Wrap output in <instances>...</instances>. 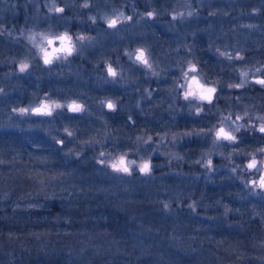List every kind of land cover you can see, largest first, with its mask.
I'll return each mask as SVG.
<instances>
[{"label":"rangeland","instance_id":"1","mask_svg":"<svg viewBox=\"0 0 264 264\" xmlns=\"http://www.w3.org/2000/svg\"><path fill=\"white\" fill-rule=\"evenodd\" d=\"M254 1L0 0V36H6L8 40L1 46L3 40L0 39V46L6 47L9 43L7 47L11 50H24L25 54L31 49L35 53L33 59L41 64L33 63L32 58L24 54L17 52L15 55V52L6 58L11 65L10 73L0 68V101L2 109L5 107L0 113V132L17 135L31 148L22 167L25 166L27 174L35 173L33 183L36 191L25 198L29 200L37 195L45 199L54 198V195L63 198L65 191L78 190L77 186L81 185L85 189L91 187L96 192L114 194L121 203L135 201V194L142 192L152 200L161 201L166 209H170L168 215L173 218L178 213L182 216L179 210H188L190 218L198 217L200 228L195 226L194 231L201 229L204 222V228L210 234L195 240L197 236L193 232L190 237L196 242H220L219 251L229 250L233 257L226 264H264V188L258 187L264 171V151H261L264 149V133L259 131L264 124V105L256 102L247 89L264 77V57H252L254 53L246 57L248 50L257 51L264 45V30L254 28L264 21V0H257L256 6ZM51 20L55 21V26H51ZM111 20L117 21L114 27L109 26ZM189 24H197L202 29L196 28V32H191ZM231 30L234 31L232 35ZM163 32L172 36L169 41L167 38V44L158 35ZM63 34L72 37L73 53L67 59H64V53H60V59L53 58L51 64H45L41 49L50 50L53 44L59 46L60 41L55 38ZM201 34L204 40L207 36L212 43H202L201 49H195ZM81 36L85 39L78 40ZM44 37L52 39L53 44L49 45ZM204 40L202 42L205 43ZM118 44L127 49L126 54L129 53L128 59L132 62L128 66H143L139 72V78L144 81L140 83V89L147 90L150 99L155 89L147 88L153 74L156 75L155 80L162 81L165 77H157L156 73L162 75V70L177 69L173 72L177 76L166 78L168 85L164 90L170 97H167V107H175L173 109L178 111L168 120L162 116L156 119L160 123H157L159 128L155 133L125 130L124 137L119 139L120 131L108 126L104 118L106 114L89 112L92 117L97 116L90 123H84L86 120L82 119L77 122L69 117L89 111V107L85 110L84 100H76L66 88V85L86 81L82 78L84 65L88 66L90 74L96 75V83L92 82V85L108 83L111 89H115V79L128 67L124 61L123 70L119 69L115 77L107 71L109 66L117 70L116 62L111 63V58L115 57ZM215 46L217 50L213 52ZM138 50L145 52L149 64L150 58L156 59L154 68L136 59ZM196 50L206 51L211 61L196 55ZM70 58L73 60L71 71H60L64 61L67 64L66 60ZM21 64L28 65L23 72L20 71ZM192 65L196 69L194 72L190 70ZM36 66L43 68L44 76L52 72L61 74V78L47 82V88L41 92L42 81L37 80L36 71L32 73ZM27 69L30 70L27 72ZM58 69L60 72H56ZM46 70L49 72L45 73ZM224 73L226 75H222ZM193 76L206 88L216 89L212 100L184 98ZM31 77L35 80L31 81ZM133 78L131 73L128 79L133 81ZM20 85L27 93L21 90L19 94V89L14 90ZM163 87L161 93H165ZM192 87L196 89V85ZM11 94L21 97L11 102L6 99ZM79 94L83 96L85 93ZM166 95L158 98L161 106ZM63 97L66 99L62 100ZM107 100H103L106 106ZM73 102L82 106V110L70 111L68 106ZM44 103L53 105L51 115L32 111ZM54 104L63 107L56 108ZM180 108L187 109V116L179 111ZM21 109L29 111L22 113ZM237 116L241 119L237 120ZM180 117L187 122L189 119L200 123L201 119V127L182 126L178 120ZM227 117L231 119L226 120ZM221 126L231 130L236 141L217 140L215 131ZM237 127L239 131L235 130ZM68 132L72 135L69 136ZM251 140L253 144H262L249 150L247 144ZM124 155L128 161H136L130 165V174L116 172L110 167L115 159ZM253 157L258 162L257 168L248 169ZM101 160L104 163H100ZM7 161L15 164L13 159ZM31 161L34 162L32 172L27 169ZM144 162L150 163L149 173L138 169V165ZM236 182L240 185L235 188ZM26 184L24 182V187ZM240 217L248 222L247 227H251L247 229L246 222ZM184 222L183 225H189V219ZM245 231L255 234L251 242L241 239L245 236L243 233L247 234ZM179 235L184 239L185 235ZM178 242L173 243H184L182 240ZM204 251L200 249L198 253L190 254L192 250L183 249V254H190V264H218L219 255H211L207 259Z\"/></svg>","mask_w":264,"mask_h":264},{"label":"trees","instance_id":"2","mask_svg":"<svg viewBox=\"0 0 264 264\" xmlns=\"http://www.w3.org/2000/svg\"><path fill=\"white\" fill-rule=\"evenodd\" d=\"M188 26L189 31L196 32L199 25ZM205 37L203 44L212 43ZM163 41L167 44L166 39ZM195 54L199 55V50ZM203 56L211 59L206 51ZM47 82L50 81L44 82L45 89ZM18 89L19 94L25 91L21 85L14 90ZM13 94L6 99H20L19 94ZM2 104L0 101V113L5 109ZM10 135L0 132V264H190L189 255L200 249L205 250L203 255L207 259L219 255L218 264L233 260L229 250L219 251L220 242L195 241L210 234L204 222L201 229L194 231L195 226L200 228L198 217L190 218L188 210H179L182 216L178 213L173 218L161 201L142 192L135 194V201L121 203L114 194L81 185L78 190L65 191L63 198L54 195L45 199L37 195L28 200L25 196L36 191V179L35 173L27 174L22 164L31 148L17 135ZM33 163L27 165L30 172L34 170ZM238 185L236 182L233 187ZM188 219L189 225H183ZM243 222L247 227L248 222ZM193 232L195 240L190 237ZM245 232L241 239L251 242L255 234ZM180 240L184 243L174 245V241ZM183 249L192 252L183 254Z\"/></svg>","mask_w":264,"mask_h":264},{"label":"flooded vegetation","instance_id":"3","mask_svg":"<svg viewBox=\"0 0 264 264\" xmlns=\"http://www.w3.org/2000/svg\"><path fill=\"white\" fill-rule=\"evenodd\" d=\"M257 2H258L257 0L254 1V3H256L255 5H257ZM202 12H203V10H202ZM233 13L235 14V11ZM262 18H264V17H262ZM53 21L54 20H51V26H55V23H54L55 21L54 22ZM262 27H264V21L261 24L256 25L254 28H258V29L261 28L264 30V28H262ZM183 29H185V28L183 27ZM199 29L200 28L198 27V30ZM233 30H235L234 27H233ZM233 30L230 31L231 35L234 33ZM162 35H163L162 38L164 40L165 39L167 40V38H168V41L170 39H172V36L170 35V33L168 34V33L163 32ZM6 38H7L6 36H4V37L0 36V39L3 40V44L1 46L4 45V42L8 41ZM198 38H199L200 42L196 43V44H198L197 49H201L203 46L202 40H204V35L201 34V36L199 35ZM198 38L196 40H198ZM8 44H7V46H9ZM233 44H234V42H233ZM262 44H264V43H262ZM1 46H0V48H2V49H0V68H2L4 72H9L11 65L6 60V58L8 55H11V54L14 55L16 51L11 50V47H7V46L1 47ZM60 46H61V42H60L59 46H56L53 44L51 49L47 50V51L49 53H52L54 48H59ZM148 46H150V44ZM213 48H214V49H212L213 51L217 50L216 46ZM126 50L127 49H124L122 44H118V46H116V52L114 55L115 57L112 56V58H111L112 59L111 63L116 62L115 63V65L117 67L116 72L119 71V69H121V71L123 70L122 68H124V64H123L124 61L126 62L127 66L129 63L132 62V60L128 59L129 53L126 54ZM17 52L15 55H17L18 53H19V55L24 54L25 57L32 58L33 63L36 62V63L40 64L39 60L33 59L34 58L33 56L35 53L33 54V52H31V49H28L26 54H25L24 50H20L18 53ZM202 53L203 52L200 50L199 55L201 57H203ZM250 53H254L252 57H255V55L258 57H264V45H262L257 51L253 50L251 52V50H248L246 53V57H247V55L249 56ZM58 54H60V53H57L56 55H58ZM246 57L244 56L245 60H246ZM53 58H55V56H53L52 59ZM83 59H85V58H83ZM150 59H151L150 64L152 65L151 68H154L156 59L155 58H154V60H153V58H150ZM66 61H67V64L64 61V63L61 66L60 71H62V70L71 71L69 69H70V65H72V63H73V60L70 58L69 60H66ZM32 62H30V63L32 64ZM81 63H82V61H81ZM84 67H85V69L83 70L84 73L82 75V78L84 77V79L86 81L85 82L81 81V83H77V84L73 83L70 85H66L67 91L69 93H71L72 97H74L76 100H77V98L79 100H84V102L86 104L85 105L86 111H87V107H89V111L83 112L82 115L77 113V114H73V115L69 116L71 119H74L77 122H80L81 119L86 120V122H84V123H90L91 121H95L96 120L95 118L97 116L92 117L93 114L89 113L91 111H94V112L96 111L98 114L99 113L103 114V116L106 114L104 116V118L106 119L108 126L110 128L112 126V129L120 131L119 135H118L120 138L119 137L118 138L122 139L124 137L123 131H125V130H137V131H135L136 133L139 130H141V131L147 130L148 133L150 131H153V133H155V131H158V128H159L157 126V123L158 124L160 123L156 119H159V117L162 116L164 119L168 120L171 117L173 118L174 113H176L178 111V109H173L175 107H171V108L167 107V102H168L167 97H169V96H167L168 94L164 90L166 85H168V81L166 80V78H171V76L172 77L177 76V74L173 73V72H177L176 71L177 69L169 68V69H166V71L162 70V72H163L162 75H159L158 73H156L157 77L158 76L165 77V80H162L163 82L160 80H155L156 75L153 74V76L151 77L153 80H152V82H148V88H147L148 90L155 89L154 94L152 96V99H150L149 95H147L148 91L140 89V88H142V85L140 86V83L141 84H142V82L144 83L143 79L139 78L140 77L139 72L141 71L140 68L142 69V67H143V66H140V64L131 65V66L124 68V70L118 74L117 79H115L116 83L113 84L115 89H111L108 86V83H105L101 86L92 85V82L96 83V81H94V79H95L94 75L95 74L89 73V70H87V69H89L87 65L86 66L84 65ZM59 69L56 72H60ZM28 70H30V69H27V72H28ZM34 71H36L35 73H37L36 76L37 77L39 76V78H40V79L38 78L37 80L42 81L41 88H40V89H42L41 92H43L45 90V84H44L45 81H54L55 82L56 80H59V78H61V74H59V73L54 74L52 72L49 74V73H47V72H49L47 70L45 71V73H47V74L44 76L43 68H39V66L34 67L32 70V73ZM130 72L135 77V78H133V81L131 79H128V76L131 75ZM229 73H231V71ZM239 75L240 74H238V78H239ZM69 77H67V78H69ZM43 78H44V80H43ZM30 80L31 81L35 80V78L31 77ZM130 80H131V82H129ZM260 80H264V77H263V79H260ZM155 86H156V88H155ZM249 86L250 87L247 88V89H249V91H248L249 94H251V96L255 97L254 99L256 100V102L258 101V103L264 105V86L262 84H259V83H255V84L249 85ZM51 87H53L52 84H51ZM162 87H163V91L165 93H161ZM76 89L78 91H76L77 93L75 94L74 91ZM156 90H157V93H156ZM82 92L85 93L83 96L81 94H79ZM23 93H26V91H23ZM214 94H215V92L211 94V100H212ZM161 95H166L165 96L166 100L164 101L163 106H161L160 101L158 99L159 96H161ZM248 96L251 97L250 95H248ZM104 99H108L107 103L112 101L114 103L113 105L115 107L113 109H109L104 104V102H103ZM169 103L172 104L173 103L172 100H170ZM223 108H225V106ZM161 109H163V110H161ZM182 109L180 108L179 111H182V113H185V115L187 116V113H188L187 109L186 108H182ZM108 112H110V113H108ZM181 116H182V114H181ZM66 117H68V116H66ZM213 118L214 117L211 116V119H213ZM178 120H180L179 121L180 125L185 126V127H187L188 125L190 127H192V126L194 127V125L195 126L197 125V127H201V124H202L201 119H200V123L196 122V120H189V119L187 122V120L183 117H180ZM57 121H59V120H57ZM189 121H191V122H189ZM221 127H223L226 131L232 132L231 130L227 129V127H224V126H221ZM233 135H234V133H233ZM260 144H262V143L256 142V144H253V141L251 140L250 142H248L247 146L249 147V150H252L254 145L259 146ZM262 176H264V171L262 172L261 177ZM261 177H260V179H261ZM260 179H259V181H260Z\"/></svg>","mask_w":264,"mask_h":264},{"label":"snow or ice","instance_id":"4","mask_svg":"<svg viewBox=\"0 0 264 264\" xmlns=\"http://www.w3.org/2000/svg\"><path fill=\"white\" fill-rule=\"evenodd\" d=\"M85 7H87V5H85ZM57 11L62 12L63 9H57ZM190 14L191 13H189V15ZM148 15L152 16V13H149ZM128 19H131V17H128ZM116 23H117L116 20H111V21H109V26L114 27L116 25ZM31 39H34V37ZM44 39L47 40V43L49 45L53 44L52 39H49L48 37H44ZM55 39H57L61 42V46L59 48H54L52 53H49L46 48L41 49V51L44 54L43 59H44L45 64H51L53 56H55L56 59H60V56L56 55L57 53H64L65 54L64 59H67V56L71 55L74 51V45L72 44V37L71 36H68L67 34H63V35L57 36ZM77 39L83 40V39H85V37L81 36V37H78ZM229 58H231V57L229 56ZM136 59L138 61L142 62L147 67H149V68L152 67V65L149 64L148 59L146 58L145 52L143 50H138V54L136 56ZM27 67H28L27 64H21L20 71L21 72L25 71ZM190 70L193 72L196 71L195 66L192 65ZM107 71L113 77H115L117 75L116 71L111 66L108 67ZM243 75H247V73H243ZM185 76L187 77V73H185ZM257 83L264 85V80H258ZM193 85H196L195 90L192 87ZM236 87H241V85H236ZM215 91H216V89L214 87L213 88H206L204 85L199 83V81L197 80V78L195 76H193V77H191V80L187 85V91L184 94V98L188 99L189 97H194V98H197L200 100H209L210 101L211 100V94L214 93ZM52 107H53V105H49L48 103H44L40 107L35 108L32 111L34 113H37V114L51 115L52 114ZM54 107L61 108V107H63V105L54 104ZM68 107H69V110L73 111V112H79L82 110V106L76 104L75 102L70 104ZM107 107L109 109H113L115 106L111 102H108ZM20 111L22 113H27L29 110L28 109H21ZM225 119L230 120L231 117H227ZM236 119L239 120V119H241V117L237 116ZM235 130L239 131V127H237ZM66 131H67V129H66ZM259 131L261 133H264V124H262L260 126ZM68 135L71 136L72 133L68 132ZM215 136H216L217 140L224 139V140L233 141V142L236 141V137L234 135H232L231 132L225 131V129L223 127H220L215 131ZM261 151H264V149H261ZM103 155L104 154L101 153V156H103ZM100 163H104V161L101 160ZM208 163L211 164V161H209ZM257 163H258L257 160L255 159V157H253L251 162L247 165V168L248 169H255V168H257ZM132 164H136V161L135 160L128 161L126 159V155H124V156H120L118 159H115L110 164V167L116 172H123L126 174H130L131 173L130 165H132ZM138 169L142 173H149L151 170L150 163L144 162L143 164L138 165ZM253 183H256V182L253 181ZM258 187L264 188V176L261 177L259 184H258Z\"/></svg>","mask_w":264,"mask_h":264},{"label":"water","instance_id":"5","mask_svg":"<svg viewBox=\"0 0 264 264\" xmlns=\"http://www.w3.org/2000/svg\"><path fill=\"white\" fill-rule=\"evenodd\" d=\"M226 131V130H225ZM228 132H230V131H228ZM232 133V132H231ZM232 135H233V133H232Z\"/></svg>","mask_w":264,"mask_h":264}]
</instances>
